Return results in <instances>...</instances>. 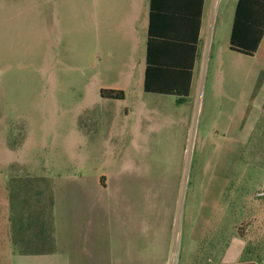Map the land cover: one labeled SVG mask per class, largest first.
I'll use <instances>...</instances> for the list:
<instances>
[{
	"label": "rangeland",
	"instance_id": "obj_1",
	"mask_svg": "<svg viewBox=\"0 0 264 264\" xmlns=\"http://www.w3.org/2000/svg\"><path fill=\"white\" fill-rule=\"evenodd\" d=\"M236 4L206 0L180 98L144 91L148 0H0V178L129 177L146 264H264V44L230 50Z\"/></svg>",
	"mask_w": 264,
	"mask_h": 264
},
{
	"label": "crops",
	"instance_id": "obj_2",
	"mask_svg": "<svg viewBox=\"0 0 264 264\" xmlns=\"http://www.w3.org/2000/svg\"><path fill=\"white\" fill-rule=\"evenodd\" d=\"M133 183L98 173L0 178L1 261L9 252L11 264L150 263V219L136 210Z\"/></svg>",
	"mask_w": 264,
	"mask_h": 264
},
{
	"label": "trees",
	"instance_id": "obj_3",
	"mask_svg": "<svg viewBox=\"0 0 264 264\" xmlns=\"http://www.w3.org/2000/svg\"><path fill=\"white\" fill-rule=\"evenodd\" d=\"M206 0H148L144 91L148 94L190 95L199 52ZM264 40V0H237L230 50L255 56ZM101 96L125 99L124 91L102 89ZM241 236H244L241 234Z\"/></svg>",
	"mask_w": 264,
	"mask_h": 264
},
{
	"label": "built area",
	"instance_id": "obj_4",
	"mask_svg": "<svg viewBox=\"0 0 264 264\" xmlns=\"http://www.w3.org/2000/svg\"><path fill=\"white\" fill-rule=\"evenodd\" d=\"M257 196H258L259 198H262V197H264V190H263V191H261V192H259Z\"/></svg>",
	"mask_w": 264,
	"mask_h": 264
}]
</instances>
